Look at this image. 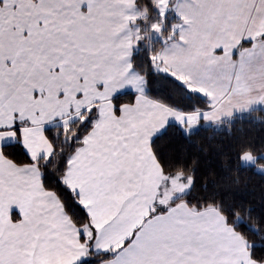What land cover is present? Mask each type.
Masks as SVG:
<instances>
[{
	"label": "snow or ice",
	"instance_id": "obj_1",
	"mask_svg": "<svg viewBox=\"0 0 264 264\" xmlns=\"http://www.w3.org/2000/svg\"><path fill=\"white\" fill-rule=\"evenodd\" d=\"M253 108L264 0H0V264H264Z\"/></svg>",
	"mask_w": 264,
	"mask_h": 264
},
{
	"label": "trees",
	"instance_id": "obj_2",
	"mask_svg": "<svg viewBox=\"0 0 264 264\" xmlns=\"http://www.w3.org/2000/svg\"><path fill=\"white\" fill-rule=\"evenodd\" d=\"M247 115H248V120L245 121L246 125H247V122L249 120H256L258 122H264V110H257L255 108H253L252 111H250ZM221 127L223 129L221 131H219L218 133L215 132L214 128H210L209 132H211L212 135L216 136V138L226 137V135H227V123L221 125ZM258 134L259 133H258L257 128H253L251 130V132L249 133V135H253V136H256ZM245 152H252L254 154L264 152V144L256 145L254 150L245 149ZM258 163H264V161H258ZM50 168L52 171L56 172L57 175H59V172L57 169H55L54 165H50ZM244 179H245V176L243 174H241L240 175L241 183H243ZM239 212H240L242 217H248L249 219H251V217L249 216V213L247 212V209L245 207L241 206L239 208Z\"/></svg>",
	"mask_w": 264,
	"mask_h": 264
},
{
	"label": "rangeland",
	"instance_id": "obj_3",
	"mask_svg": "<svg viewBox=\"0 0 264 264\" xmlns=\"http://www.w3.org/2000/svg\"><path fill=\"white\" fill-rule=\"evenodd\" d=\"M245 155L248 156V157H252V156H254V155H256V154H254V153H252V152H245ZM257 163H258V162H257ZM259 164L264 165V163H259Z\"/></svg>",
	"mask_w": 264,
	"mask_h": 264
}]
</instances>
